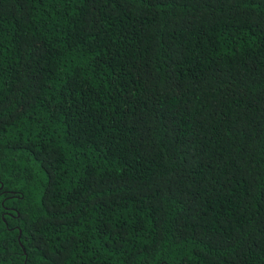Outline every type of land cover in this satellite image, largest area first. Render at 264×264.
<instances>
[{"label": "trees", "instance_id": "obj_1", "mask_svg": "<svg viewBox=\"0 0 264 264\" xmlns=\"http://www.w3.org/2000/svg\"><path fill=\"white\" fill-rule=\"evenodd\" d=\"M165 261L264 264V0H0V264Z\"/></svg>", "mask_w": 264, "mask_h": 264}, {"label": "snow or ice", "instance_id": "obj_2", "mask_svg": "<svg viewBox=\"0 0 264 264\" xmlns=\"http://www.w3.org/2000/svg\"><path fill=\"white\" fill-rule=\"evenodd\" d=\"M236 239L239 240V237H237ZM164 264H166V261L164 262Z\"/></svg>", "mask_w": 264, "mask_h": 264}]
</instances>
